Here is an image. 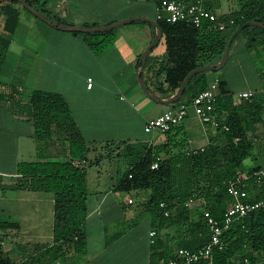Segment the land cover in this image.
I'll return each mask as SVG.
<instances>
[{
  "label": "trees",
  "instance_id": "trees-1",
  "mask_svg": "<svg viewBox=\"0 0 264 264\" xmlns=\"http://www.w3.org/2000/svg\"><path fill=\"white\" fill-rule=\"evenodd\" d=\"M27 1L48 18L64 22L45 7V0ZM14 2L17 1L0 3V22L3 19L0 31V74L20 18V11ZM238 4V9L218 15L217 21L204 19L200 25L184 21L168 22L155 17L162 37L150 50L145 63V70L153 71L152 88L149 84L151 79L145 78L148 87L160 97H169L179 88L189 71L220 60L229 36L237 27L249 20L264 23V0H238ZM230 19L233 22L230 23ZM143 22L152 29L153 38L156 27ZM220 22L224 23L223 29L218 26ZM240 36L245 38L248 51L261 49L264 52V27L246 26L235 36L234 41ZM116 39V28L85 32L84 35L87 45L96 54L111 46ZM160 45L164 49V58L158 62L153 54ZM259 70L264 81V68ZM210 74L211 71L206 70L193 75L179 99L171 103L172 107L182 103L190 105L193 98L209 86ZM218 78L213 106L218 121L217 132L213 139L203 145L202 150L190 148L184 120L166 131H159L160 141L156 144L120 142L127 166L120 173L114 189L134 191L137 195L139 191L146 193L140 199V204L153 215L156 230L175 226L182 234L184 229L189 232L190 236L178 241L177 248L195 249L209 239L210 232L203 212L207 210L218 220L222 219L231 202L227 183L242 171L247 175L242 187L252 198L264 196V175L257 174L260 166L248 168L245 165L246 158L256 146L248 137V132L256 123H261L264 131V91H255L253 95L237 101L227 81L222 76ZM22 88L0 79V104L12 96L20 95ZM29 106L38 159L18 163L13 187L52 193L54 245L50 247L51 250L69 246L75 252L85 253L87 241L84 223L89 194L87 160L90 148L61 93L33 89L29 95ZM223 124L228 129H224ZM55 131L63 136L60 138L62 142L66 141L63 159L53 160L48 155L49 141ZM236 137L238 140L234 141ZM77 160L84 162L76 164ZM99 160L97 156L95 161ZM155 161L158 166L152 168ZM191 195L201 200L197 210L184 205ZM160 202H164L165 207L160 206ZM165 210L169 211L167 215ZM0 226L15 228L17 224L2 222ZM221 237L224 245L221 249H214L212 264H257L264 254V206L235 218ZM152 240V264L177 257L176 252L168 249V245L162 247L163 240L156 233ZM159 247L163 249L157 253ZM0 264L12 262L0 254ZM190 264H207V261L199 259Z\"/></svg>",
  "mask_w": 264,
  "mask_h": 264
},
{
  "label": "crops",
  "instance_id": "crops-1",
  "mask_svg": "<svg viewBox=\"0 0 264 264\" xmlns=\"http://www.w3.org/2000/svg\"><path fill=\"white\" fill-rule=\"evenodd\" d=\"M11 1L15 0H6L0 3ZM45 1L47 9L59 16L64 23L73 25H91L93 23L103 25L117 21L122 17L140 15L154 19L156 17V0ZM202 1L208 9L217 15L228 14L238 9L229 3L226 10L217 12L216 8L221 3L219 0ZM18 2H14V5L20 11L19 26L23 11L21 3ZM2 20L0 31L2 30ZM27 21L30 24L29 31L35 27L41 31L42 35L50 34L52 39L48 40L42 37L39 41L32 40L30 34H27V39L24 42L27 77L24 84H21L22 87L31 89V91L40 88L61 93L88 145L105 139L106 136L97 134L96 129L106 130L107 127L111 129L112 115L114 112H118L114 107L124 108L126 112L129 109L132 110L138 121L135 126L137 131L134 132V138L123 140L124 142L156 144L160 141V132H146L144 125L148 120L156 118L172 108V105L169 103L166 107L156 109L158 102L152 100L144 92L137 76L141 53L152 40L150 26L133 25L134 27L129 28L128 31L137 34L138 42L126 46L122 38L116 39L111 46L96 54L89 48L84 36L67 33L69 31L42 23L34 17H27ZM133 22L130 23L135 24ZM17 28L15 32H17ZM13 35L0 74V79L4 83L11 81L5 66L9 49L14 44ZM123 35L124 31L121 33V36ZM232 46L225 64L230 71L243 70L245 65L254 70L259 60L264 61L263 50L248 51L243 36L233 40ZM111 57L112 59H109ZM153 57L158 62L164 58L162 45L154 51ZM106 58L109 60L98 68L97 65ZM114 62L119 63L120 67L113 68L112 63ZM245 72L246 70L243 73ZM100 74H103L105 79ZM120 75L122 80H115ZM143 75L144 78L147 76L149 80L151 79L149 84L152 88L154 86L153 71L145 70L144 66ZM219 76L227 81L228 88L234 93L237 101L239 98L235 93L239 91H264L263 81L255 85L249 84L232 89L229 87L225 73L210 74V79ZM89 77L92 79L91 87L87 86ZM122 88H125V92L133 99L132 104L124 100L123 96H119V91ZM151 88L149 89L151 90ZM99 94L108 95L110 104L107 108L80 104L81 99H90ZM113 100L117 105L111 104ZM154 109L155 113L152 114L151 111ZM108 119L110 120L108 121ZM124 119H128V116ZM184 130L193 145L199 146L205 145L215 137L217 127L211 123L202 122L195 107L188 105ZM86 131L91 134L87 135ZM263 135V125L261 123L254 124L248 132V137L256 146L245 160V165L248 168L260 166L257 174L261 175H264ZM61 137L63 136L54 132L53 138L49 141V157L62 159L65 157L66 141L62 142ZM97 156L101 157V155H95V160ZM36 159V142L33 136L29 101H23L21 95L12 96L0 104V223H15L17 226L15 228L0 226V233L4 234L0 237V254L3 257L9 258L12 264H152L154 249L150 231L156 230V228L153 215L140 204V199L146 193L139 191L137 195V192L134 191L122 192L114 189L120 173L125 168L119 170L116 182L110 184L98 182L94 188L89 189L88 187L87 213L84 223L87 241L86 252H75L69 246H63L62 249L56 251L51 250L50 247L54 245V197L52 193L19 190L13 187L18 163ZM240 175L244 177V185V180L247 178L246 172L242 171ZM128 198H131L132 202H128ZM198 207L199 205H195L193 208L197 210ZM179 232L177 227L171 226L156 230V235L163 240L162 247L164 244L168 245V249L170 248L175 253L178 241L189 235L185 229L183 234ZM162 249L159 247L157 253ZM162 261L159 260L158 264Z\"/></svg>",
  "mask_w": 264,
  "mask_h": 264
},
{
  "label": "rangeland",
  "instance_id": "rangeland-1",
  "mask_svg": "<svg viewBox=\"0 0 264 264\" xmlns=\"http://www.w3.org/2000/svg\"><path fill=\"white\" fill-rule=\"evenodd\" d=\"M219 1L221 3L216 8L217 12H222L226 10L229 3H231V5H233L235 9L239 7L238 0H219ZM21 9L23 11V15L21 17L20 24L17 28V32H15L13 35L14 44L9 49V55L7 57V63L5 66L6 69H8L7 70L8 74H10L8 76V78L11 80L10 83L18 84V85L24 84L26 77H27V74L25 71L26 66H25V53H24L25 52L24 42L27 39V34L28 33L30 34L32 40L36 39L39 41L40 39H42V37L43 39H48V40L52 39L50 34L42 35L41 31L36 29L35 27L32 29V31H29L30 24L27 21V17H34L35 19H37V21H42V20H39V18H37L36 16L28 12L24 8L23 5L21 6ZM123 18L124 17L120 19H123ZM42 23H45V22L42 21ZM133 23L135 24L128 23V24H124V25L116 27L117 39L120 40L122 38V41L125 42L124 44L126 46H130L131 44L139 41L137 34L135 32H129L128 29L131 27H134L133 25H140L142 27L147 25L145 22L141 20H136ZM122 31H124L123 36H121ZM67 33H77L80 36L85 35V32L83 31H76V32L69 31ZM109 59H112V57ZM109 59L106 58V60H102L101 61L102 63L98 64L97 67L99 68L100 66H103L105 61ZM112 66L113 68L120 67L119 63L117 62L112 63ZM263 67H264V61L259 60L258 65L255 66L256 70L255 69L252 70L245 65L243 70L234 69L233 71H230L228 66L224 65V67L218 71H211V74L221 73V72L225 73L228 78L229 87L233 89L235 87L246 86L249 84L255 85L258 82L263 81V78L261 77L260 70H259L260 68H263ZM245 70L246 72L243 73ZM100 75L102 76L103 79H105L103 74H100ZM120 78H121V75L117 76L115 80L121 81L122 79ZM106 82L108 83L109 80L107 79ZM30 93H31V89L23 87L22 93L20 94L22 97V100L25 102L29 101ZM236 94L237 93H235V95ZM119 96H123L124 100H127L128 103L132 104L133 99H131L129 97V94L125 92V88H122L121 91H119ZM80 104L84 106L85 105L87 106L95 105L98 107L102 106L103 108H107L110 103H109L108 95L99 94L90 99H86V98L81 99ZM111 104L113 106L117 105L115 100L111 101ZM156 105H157L156 109H161L162 107H166L168 104L156 103ZM114 108L117 109L118 112H114L112 115L111 129L109 127H107L106 130L96 129L97 134H101L100 136H106L104 137L105 139H100L97 143H94V144L90 143L88 145L90 148V151L88 153V161H89L88 164L89 165L87 166L89 189L94 188L98 182L102 184H110V183L116 182L118 178L119 170H123L126 167V160L123 155L124 151L122 150V148H120V142L123 140H127L128 138H134L133 137L135 134L134 132L137 131L135 126H137L138 121L132 110L129 109L128 112H126L124 108H121V107H114ZM151 113L152 114L155 113V109L152 110ZM127 116H128V119H124ZM109 120L110 119H108V121ZM86 134L90 135L91 133L89 131H86ZM107 141H111V142H107ZM95 155H101L100 160L98 162H95ZM51 159L54 160L55 158H51ZM57 159L58 158H56L55 160ZM59 159H62V158H59ZM2 236H4V234L0 233V237ZM257 264H264V254H262V256L258 259Z\"/></svg>",
  "mask_w": 264,
  "mask_h": 264
},
{
  "label": "built area",
  "instance_id": "built-area-1",
  "mask_svg": "<svg viewBox=\"0 0 264 264\" xmlns=\"http://www.w3.org/2000/svg\"><path fill=\"white\" fill-rule=\"evenodd\" d=\"M156 18L165 19L168 22L184 21L194 25H200L204 20L217 21L218 15L204 6L202 0H158L156 6ZM233 19H230V23ZM220 29L224 28V23H218ZM219 78L214 77L209 86L200 91L192 100L191 104L195 107L200 120L204 123H211L213 126H218V121L213 113L214 101L216 98V90L218 86ZM92 79L88 78L87 86L91 87ZM254 94V91H239L237 92V98L249 97ZM188 105L185 103L180 104L177 107H172L157 116L156 118L148 120L144 129L146 132L166 131L172 125L180 123L187 116ZM224 129H228L226 124H223ZM238 138H234L237 141ZM264 142V135L262 137ZM190 148L193 150L203 149V145L195 146L192 140L189 139ZM84 161H75L76 164L83 163ZM158 166L157 161L153 162L151 167L156 168ZM244 177L237 175L230 179L227 183V191L231 197V202L227 206L221 220L215 218L209 211L203 212L204 217L209 228V239L201 246L190 249L186 247H179L176 250V258H170L163 260L160 264H190L199 259H205L207 264H212V253L215 248H223L222 232L230 225V223L238 216L247 215L254 209H258L264 206V196L260 198H252L250 193L242 187ZM128 202H132L131 198L127 199ZM200 198L195 195H191L184 205L187 207H194L200 205ZM160 206L165 207L164 202H160ZM168 210H165V215L168 214ZM155 230L150 231V235H155ZM153 241V240H152Z\"/></svg>",
  "mask_w": 264,
  "mask_h": 264
},
{
  "label": "water",
  "instance_id": "water-1",
  "mask_svg": "<svg viewBox=\"0 0 264 264\" xmlns=\"http://www.w3.org/2000/svg\"><path fill=\"white\" fill-rule=\"evenodd\" d=\"M6 0H0V2H3ZM19 1L27 10H29L33 15H35L36 17H38L40 20L44 21L45 23L52 25L58 29H63V30H67V31H83V32H95V31H102V30H107V29H112V28H116L118 26L130 23L132 21H136V20H141V21H146L150 24H152L154 27H156V32L152 38V40L150 41V43L145 47V49L142 51L141 56H140V65L138 67V71H137V76L139 79V83L141 88L144 90V92L154 101L158 102V103H162V104H169L172 103L176 100L179 99V97L181 96V94L183 93V90L186 86V84L189 82V80L191 79V77L193 75H195L197 72L200 71H218L221 68L224 67V65L226 64V61L228 59V55L230 52V48L232 45V42L235 38V36L246 26L249 25H256L259 27H264V23L260 22V21H256V20H249L246 21L245 23H243L242 25H240L239 27H237L229 36L228 41L226 43L225 49L221 55L220 60L215 63V64H203L200 65L194 69H192L191 71H189L187 73V75L184 77V79L181 82V85L179 86V88L173 93L171 94L169 97H160L158 95H156L155 93H153L147 86L144 75H143V71H144V66L148 57V54L150 52V50L159 42V40L162 37V30L161 28L158 26V23L156 22V20L152 17H148V16H131L128 18H123L108 24H103V25H73V24H67L64 22H59L56 21L54 19H50L48 18L46 15H44L41 11H39L38 9H36L33 5H31L27 0H17Z\"/></svg>",
  "mask_w": 264,
  "mask_h": 264
}]
</instances>
